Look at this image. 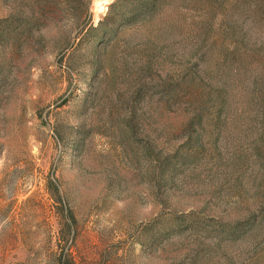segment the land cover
Here are the masks:
<instances>
[{
  "label": "rangeland",
  "instance_id": "1",
  "mask_svg": "<svg viewBox=\"0 0 264 264\" xmlns=\"http://www.w3.org/2000/svg\"><path fill=\"white\" fill-rule=\"evenodd\" d=\"M114 1L0 0V264H264V0Z\"/></svg>",
  "mask_w": 264,
  "mask_h": 264
},
{
  "label": "trees",
  "instance_id": "2",
  "mask_svg": "<svg viewBox=\"0 0 264 264\" xmlns=\"http://www.w3.org/2000/svg\"><path fill=\"white\" fill-rule=\"evenodd\" d=\"M120 2V0H115L114 2H112L111 6H110V10H112L116 4H118ZM144 8V7H143ZM141 7V9H143ZM110 12L108 14V17H110ZM92 29H97V28H92ZM63 219L65 221V224H64V235H70V232H71V229L73 228V225L75 224L76 222V219L73 215L72 212L68 211L66 213H63ZM175 227H176V224H166L165 228H164V231L162 232V237L164 240H166L169 236V233H171L172 231H175ZM60 264H75V262H73L72 260H68V259H63V260H60Z\"/></svg>",
  "mask_w": 264,
  "mask_h": 264
}]
</instances>
